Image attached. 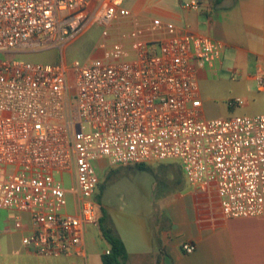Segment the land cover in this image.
<instances>
[{
    "label": "built area",
    "instance_id": "obj_1",
    "mask_svg": "<svg viewBox=\"0 0 264 264\" xmlns=\"http://www.w3.org/2000/svg\"><path fill=\"white\" fill-rule=\"evenodd\" d=\"M126 1L0 0V54L65 41L63 52L91 25L103 28L98 57L0 60V211L29 214L33 230L22 242L38 255L85 256L103 159L112 167L179 160L191 186L216 189L225 218L264 216V115H202L198 70L220 63L223 44L116 32L131 15ZM195 248L182 245L186 254Z\"/></svg>",
    "mask_w": 264,
    "mask_h": 264
},
{
    "label": "crops",
    "instance_id": "obj_2",
    "mask_svg": "<svg viewBox=\"0 0 264 264\" xmlns=\"http://www.w3.org/2000/svg\"><path fill=\"white\" fill-rule=\"evenodd\" d=\"M189 1L138 0L133 8L128 7L131 15L121 22L116 32L136 31L149 40L192 34L222 43L220 63L215 68L198 70L200 93L203 83L216 76L219 92H228L232 99L243 100L240 105L229 106L223 118L264 115V87L256 79L257 75L264 77V0H200L202 5L198 11L184 7ZM27 53L20 51L17 55ZM202 115L206 118L203 106ZM170 161L146 166L154 170L162 165L168 171V167L174 169L167 164ZM97 164L104 169L112 167L105 159ZM179 168L182 171L181 165ZM180 184L178 181L173 185L178 189L176 192L163 193L165 205L163 214L155 222L158 239L156 248L152 241L156 250L150 264H264V216L227 219L215 188L199 189L187 180L185 187L180 188ZM173 188L169 185L168 190ZM16 216L22 219L19 230L14 229ZM32 230L28 213L0 211V264H103L102 254L107 248L101 250L96 240L88 246L87 231L85 256L55 257L38 255L23 245L22 238ZM185 242L195 245L192 254L182 249ZM147 263L134 261L130 254L126 262Z\"/></svg>",
    "mask_w": 264,
    "mask_h": 264
},
{
    "label": "rangeland",
    "instance_id": "obj_3",
    "mask_svg": "<svg viewBox=\"0 0 264 264\" xmlns=\"http://www.w3.org/2000/svg\"><path fill=\"white\" fill-rule=\"evenodd\" d=\"M137 1L127 0L126 6L133 8ZM102 33L103 28L93 24L82 35L72 38L63 52L65 41L59 42L57 48L26 51L27 55H17V52L0 54V60L18 57L43 64L60 63L63 59L67 63L74 60L85 61L90 56L101 55L98 51L93 53V50L98 45ZM216 83L217 79L214 76L201 87L200 98L208 119L223 118L224 114L228 113L229 102L233 98L228 92H219ZM167 164L174 169L168 167L167 171L162 165L156 166L153 171L122 166L104 169L97 164V172L102 184L101 205L106 210L110 225L123 239L134 261L144 260L145 263L150 264L153 251L156 250L154 248L157 246L158 235L155 222L163 214L165 205L163 193L176 192L178 189L173 188V185L178 181L181 182L180 188L186 186V178L179 168L180 161L172 160ZM169 185L173 188L170 191ZM66 186H69V183ZM101 236L99 222L97 227H88L87 245L91 246L92 240H96L101 250L108 248L107 242Z\"/></svg>",
    "mask_w": 264,
    "mask_h": 264
},
{
    "label": "trees",
    "instance_id": "obj_4",
    "mask_svg": "<svg viewBox=\"0 0 264 264\" xmlns=\"http://www.w3.org/2000/svg\"><path fill=\"white\" fill-rule=\"evenodd\" d=\"M133 167H136L140 170L153 171L146 165H137ZM101 186L102 184H100L99 192L96 195V201L98 205L97 216H98V222H99L102 238L108 244V248L106 250L110 251L109 254H106L105 252L102 254V262L103 264H126L129 258V254L123 239L113 230L108 220L106 210L101 205L100 202Z\"/></svg>",
    "mask_w": 264,
    "mask_h": 264
}]
</instances>
